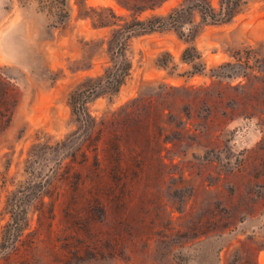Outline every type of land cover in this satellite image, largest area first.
Wrapping results in <instances>:
<instances>
[{"label": "rangeland", "instance_id": "374dc122", "mask_svg": "<svg viewBox=\"0 0 264 264\" xmlns=\"http://www.w3.org/2000/svg\"><path fill=\"white\" fill-rule=\"evenodd\" d=\"M63 1L0 0V264H264V0L197 16L193 40L189 24L132 38L90 136L71 95L109 66L110 29Z\"/></svg>", "mask_w": 264, "mask_h": 264}, {"label": "trees", "instance_id": "16d2710c", "mask_svg": "<svg viewBox=\"0 0 264 264\" xmlns=\"http://www.w3.org/2000/svg\"><path fill=\"white\" fill-rule=\"evenodd\" d=\"M120 5L133 14L130 17L120 16L109 7H92L87 0H76L78 18L91 22L94 29H110L107 42L110 52V62L101 75L88 77L71 95V107L76 122L86 129L88 136L92 135L96 127V120L92 117L88 104L94 98L116 96L131 75L132 62L128 56V46L132 38L175 30L180 32L187 24L189 38L194 39L199 32L200 25H196V17L201 25H224L232 22L237 16L245 12L249 0H182L179 7L174 8L168 15H155L141 19L138 15L147 10H154L168 0H144L141 4H132L130 0H117ZM45 9L53 12L59 8V0H39ZM63 11L67 10V1L60 2ZM64 7V8H63ZM70 20L68 12L61 16V24ZM43 193L39 194L42 197ZM16 204V203H15ZM20 206V205H16ZM26 220L25 207L21 208ZM27 224V223H26ZM23 226L16 224V236L23 230Z\"/></svg>", "mask_w": 264, "mask_h": 264}]
</instances>
